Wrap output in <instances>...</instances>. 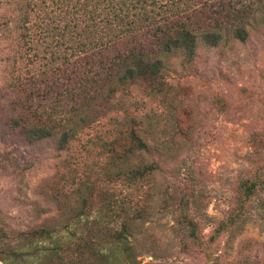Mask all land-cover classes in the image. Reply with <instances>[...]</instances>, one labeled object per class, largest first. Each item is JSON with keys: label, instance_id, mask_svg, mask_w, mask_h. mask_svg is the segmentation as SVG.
I'll use <instances>...</instances> for the list:
<instances>
[{"label": "rangeland", "instance_id": "rangeland-1", "mask_svg": "<svg viewBox=\"0 0 264 264\" xmlns=\"http://www.w3.org/2000/svg\"><path fill=\"white\" fill-rule=\"evenodd\" d=\"M31 1L28 6L27 0H0L1 243L10 241L11 247L32 254L25 259L36 264L42 259L35 248L43 257L48 255L44 247L58 242L84 244L82 230L88 228V241L102 242L97 249L110 257V264H264V187L238 216L244 185L264 174V0H224L219 14V0H188L206 12V22L218 19L215 24L222 27L230 24L227 12L250 10L248 39L217 48L201 44L190 61L176 52L165 61L163 94L150 98L140 87L132 90L126 107L156 134L154 146L167 141L171 150L180 149L174 158L154 156L160 163L154 178L135 182L121 178L123 172L110 179L106 157L92 145L95 137L107 138L126 126L128 120L115 122L114 113L69 150H59L53 140L30 142L10 126L16 97L40 102L47 96L54 102L97 71L87 57L72 54L60 32L45 29L50 23L69 24L71 37L75 26L88 23L86 12L81 13L88 0H47L41 13L34 7L40 0ZM100 4L95 26L103 35L100 20L114 6L106 0ZM68 97L65 104L72 105ZM87 140L88 156L82 148ZM79 194L89 198L87 217L81 220L73 219L80 210ZM181 197L188 206L185 201L182 208L176 206ZM189 219L197 225L195 237ZM54 226V239L34 248L15 239L22 231ZM71 230L78 231L76 237ZM94 259L84 264H98Z\"/></svg>", "mask_w": 264, "mask_h": 264}, {"label": "trees", "instance_id": "trees-1", "mask_svg": "<svg viewBox=\"0 0 264 264\" xmlns=\"http://www.w3.org/2000/svg\"><path fill=\"white\" fill-rule=\"evenodd\" d=\"M106 1L114 8L109 14H103L106 18L100 20L104 23L100 29L103 35L98 32L95 25L96 19L102 15L98 11L100 2L104 3V0H88V6L84 7L80 4L81 13L86 12L84 15H88V23L75 26L76 32L71 37L66 34V29H69L66 25L69 24L61 26L60 22L58 25L50 23L46 24L45 28L48 31L60 32L57 35L65 40L63 44L70 43L69 49L72 50V54L77 53L78 58L87 57L88 66L97 69L95 75L86 76L76 82L73 88L66 89L61 98L55 96L54 102H50L47 96L40 102L16 97L13 101V112L16 116L12 117L9 124L12 128L20 129L30 142L53 140L59 150H69L88 135L89 129L101 124L106 115L111 117L114 113L115 122L128 120L126 126L113 130L112 135L107 138L97 136L92 143L98 146L106 157L105 173L110 179L117 178L123 172L121 178L124 177L130 182L149 181L160 169V163L154 156L168 158L169 155L175 154L171 157L174 158L179 155L180 149L171 150L165 145L167 141L161 143L160 148L154 146L158 139L156 134L150 130L146 131L143 120H139L134 111L126 107L127 102L132 99V90L140 87L150 98L163 94L168 85L165 80V61L176 52H180L190 61L195 57L201 44L217 48L225 41L246 42L248 37L245 24L250 17V10L236 11L234 14L227 12L226 23L230 24L222 27V24H215L218 19L214 17L211 19H216L215 22L211 20L206 22L202 18V14L206 12L189 6L188 0ZM190 1L194 3L196 0ZM223 1H218L221 7L218 14L225 10ZM31 2L27 0V5L30 6ZM46 3L47 0H40L34 7L37 6L40 13L45 12ZM27 9L25 21L30 22ZM123 24L126 25L125 28L122 27ZM148 32L151 33L150 36ZM65 60L70 59L65 56ZM50 91L46 90L45 94L50 95ZM68 96H71L72 105L65 104ZM122 112L125 115H122ZM145 121L148 122V117ZM161 140L159 138V141ZM88 145L87 140L82 146L87 156ZM263 175L256 174L255 178L248 180L244 185L245 195L240 203L239 218L246 213L245 206L257 195L259 189L264 187ZM90 190V194L93 195L94 188L90 187ZM79 198L80 210L74 214L73 219L81 220L87 217L88 212L85 209L89 198L81 194ZM179 200L176 203L178 208L183 207L184 201L188 206V200L184 197ZM109 209H112L111 205ZM188 221L191 226L190 233L195 237L197 225L192 219ZM82 231L87 233L84 244L71 243L66 246L58 242L51 248L44 247L43 251L48 255L44 254L43 257L40 254L42 249L35 248V253H39L38 256L42 259L36 264H84V261L92 257L99 261L98 264H110V257L97 249L102 242L91 244L88 241V228ZM57 232L56 226L40 227L19 232L15 239L22 242L23 246L34 248L36 244L54 239ZM77 232L71 230L70 233L72 237H76ZM121 235L118 234L119 237ZM26 256L32 254L11 247L10 241L0 244V262L10 260L11 264H35V260L26 261Z\"/></svg>", "mask_w": 264, "mask_h": 264}]
</instances>
